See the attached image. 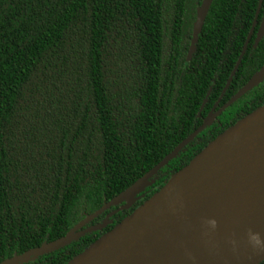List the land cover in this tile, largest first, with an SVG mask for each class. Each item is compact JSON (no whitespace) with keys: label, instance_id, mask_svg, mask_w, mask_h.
<instances>
[{"label":"trees","instance_id":"obj_1","mask_svg":"<svg viewBox=\"0 0 264 264\" xmlns=\"http://www.w3.org/2000/svg\"><path fill=\"white\" fill-rule=\"evenodd\" d=\"M199 2L0 0V262L60 238L126 190L261 68L264 35L252 44L264 0H211L189 52ZM263 103L264 76L126 209L21 264H65Z\"/></svg>","mask_w":264,"mask_h":264},{"label":"water","instance_id":"obj_2","mask_svg":"<svg viewBox=\"0 0 264 264\" xmlns=\"http://www.w3.org/2000/svg\"><path fill=\"white\" fill-rule=\"evenodd\" d=\"M210 3L211 0H200L195 8L189 52L194 48ZM263 35L264 19L255 32L252 47H255ZM244 48L245 45L242 52ZM263 76L264 64L218 110L209 111L201 124L157 164L98 210L85 215L63 236L4 259L0 264H21L36 255L75 240L90 230L100 229L107 223L109 216L118 210L126 209L136 199V194L146 183L148 184V180L174 158L220 111L259 83ZM229 80L230 77L222 91L227 87ZM262 161H264V103L207 143L156 192L65 264H157L190 227L213 210L226 205L232 193ZM122 197L123 200H120ZM118 200L123 203L116 210L107 213L99 225L82 230L83 226L102 211L119 203ZM263 259L264 252L251 264H257Z\"/></svg>","mask_w":264,"mask_h":264},{"label":"bare ground","instance_id":"obj_3","mask_svg":"<svg viewBox=\"0 0 264 264\" xmlns=\"http://www.w3.org/2000/svg\"><path fill=\"white\" fill-rule=\"evenodd\" d=\"M263 252L264 161L249 173L226 205L190 227L157 264H251Z\"/></svg>","mask_w":264,"mask_h":264},{"label":"clouds","instance_id":"obj_4","mask_svg":"<svg viewBox=\"0 0 264 264\" xmlns=\"http://www.w3.org/2000/svg\"><path fill=\"white\" fill-rule=\"evenodd\" d=\"M252 240H253L255 243H257V244L260 243L258 237H256V236H253V237H252Z\"/></svg>","mask_w":264,"mask_h":264},{"label":"rangeland","instance_id":"obj_5","mask_svg":"<svg viewBox=\"0 0 264 264\" xmlns=\"http://www.w3.org/2000/svg\"><path fill=\"white\" fill-rule=\"evenodd\" d=\"M146 184H147V183H146ZM146 184H145V185H146ZM147 185H148V184H147ZM120 200H123V197H122ZM118 202H119V200H118Z\"/></svg>","mask_w":264,"mask_h":264},{"label":"flooded vegetation","instance_id":"obj_6","mask_svg":"<svg viewBox=\"0 0 264 264\" xmlns=\"http://www.w3.org/2000/svg\"><path fill=\"white\" fill-rule=\"evenodd\" d=\"M149 181V180H148ZM119 208V207H118ZM91 228V227H90Z\"/></svg>","mask_w":264,"mask_h":264}]
</instances>
